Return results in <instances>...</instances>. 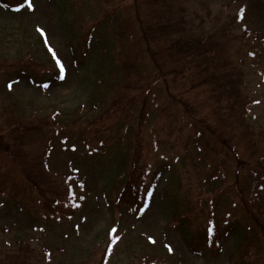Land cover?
Returning a JSON list of instances; mask_svg holds the SVG:
<instances>
[{"label":"trees","instance_id":"1","mask_svg":"<svg viewBox=\"0 0 264 264\" xmlns=\"http://www.w3.org/2000/svg\"><path fill=\"white\" fill-rule=\"evenodd\" d=\"M17 1L18 7H23L20 11L27 9L23 4L24 0ZM110 1L114 2L108 0ZM192 3V0H134L137 29L141 35L139 38L134 33L136 26L133 27L131 21L120 18L116 10H112L113 13L108 15L110 20L106 30L115 48H107L105 52L110 54L115 51L117 63L110 73L107 72L109 80L107 77L98 79V85L103 88L101 98L97 101L104 99L107 107L104 109L102 102H97L99 106L91 105L75 110V114L81 118L65 119L66 124L61 123V127L68 128L71 132L77 129V136L75 139L67 136V139L64 138L60 142L74 145L80 165L88 166L90 163L98 165L96 168L99 173L106 170L111 172L108 178L111 187L104 191L107 200L112 198L113 188L116 192L115 204L120 206L121 210L134 214L137 219H142L147 213L155 194L163 205L175 202L179 196H188L187 211L180 215L177 228L185 234L184 241L194 254L206 259H216L220 257L221 251L223 252L224 235L238 236L243 232L242 216L241 219L235 216L241 207L244 215H248L249 221L254 224L246 227L247 233L254 234L255 229L264 232V156L260 162L248 164V170L247 163L244 164L245 168L239 166L244 162L239 153L251 152L252 145L262 149L264 129L262 126L254 128L245 119V116H248V102L247 99L241 98L240 91L242 87L243 93L245 92L246 83L242 71L237 69L238 66L235 69L236 63L233 64L228 56L233 49L236 54H241L247 47L248 52L251 51V42H258L260 38L247 26L241 28V33L234 34L232 30L236 29L237 22H242L238 16L223 20L219 18L222 14L218 13L211 18L212 10L205 4V0L199 1L197 7L202 6L199 11L192 7L196 6ZM255 7L250 13L264 15V6L255 4ZM243 17L244 21L247 17L245 12ZM97 28L91 29L88 34H94ZM140 42L146 45V52L154 65L153 71L145 63L144 49L138 47ZM7 66L19 71L23 68L12 63ZM0 69L5 68L0 65ZM161 96L173 101L175 106L177 103L186 111L187 115L183 114L181 119L183 129L180 136L189 138L186 131L194 130L192 143L204 138L203 133L193 128H196L195 121L200 122L198 114L208 108L213 109L212 120L217 123L212 130L216 133V142L233 152L238 165L227 171L233 173V183L229 187L224 186L223 178L227 179V176L222 177L224 172L220 169L229 158L226 157L224 162L216 159L214 163L208 164L204 158V150L192 147L191 150L186 149L188 162H184L180 178L185 180L191 177L193 184L187 187L179 184L180 186L175 188V176L166 174V187L163 191L156 190L160 178L163 177V171L172 167V164L169 161H145L144 158L148 155L155 158L152 147L161 141L158 139L153 142L152 135L148 131L145 134L144 131L146 124L150 126L154 120L158 125L155 132L161 127L168 128L166 123L160 121H167L169 124L168 113L171 110H167L163 99L162 102L159 100ZM200 96L205 98L201 99ZM8 112L16 113L9 107H4L0 116V127L9 129L8 138L12 145L6 143L9 147L0 149L8 154L11 163L25 174V180L34 184L41 178V187L36 188L44 199L40 203L48 206L62 204L65 209L72 208L73 211L87 207L86 198L92 189L87 186V180L80 175L67 176L65 169L60 172L54 163H51L52 151L56 149L59 140H54L56 134L50 124L45 120L36 125L25 123V119L18 115L7 116ZM83 115L88 116L82 118ZM219 122L224 128L229 127L232 130V137L225 139L221 131H218L221 134L217 133L216 125ZM37 137L39 138L36 139ZM36 140L41 141V144L37 141V146L29 154L30 147ZM39 149L40 152L37 153ZM98 151L102 152L101 157H98ZM218 161L221 162L219 166ZM144 163H149L153 168L151 180L148 175H144L147 168ZM186 166L190 170L185 169ZM76 170L78 174L81 173L80 169ZM56 177H59L66 192L60 190ZM78 188L86 190L87 194L81 196ZM68 190L72 193V202L68 197ZM44 209L48 210L47 214L55 211ZM197 211L203 219L202 224L204 220L205 222L197 228L199 239L194 241L187 223ZM176 212L177 210L173 214ZM54 221L51 220L52 223ZM220 224L223 227L228 225V228L221 231L218 229ZM247 239V236L242 237L239 245L241 261L244 264H248L245 257L252 256L251 245ZM196 242L201 244V247H198ZM260 251L264 252V248ZM50 256L51 251L47 247L33 248L21 243L16 249L1 248L0 264H47L50 262ZM229 257V262L236 264L235 254L232 253ZM161 260H150L148 256L143 257L142 262L162 264ZM98 264H106V251L101 254Z\"/></svg>","mask_w":264,"mask_h":264},{"label":"rangeland","instance_id":"2","mask_svg":"<svg viewBox=\"0 0 264 264\" xmlns=\"http://www.w3.org/2000/svg\"><path fill=\"white\" fill-rule=\"evenodd\" d=\"M2 1L4 3L0 2V65L6 70L0 69V116L3 114L4 107H9L16 112L15 114L8 112L9 117L18 115L25 119V123L33 125L42 120L48 122L50 128L55 131H53L56 134L55 141L67 139V136L75 139L77 129L71 132L68 128L61 127L66 124L65 119L81 118L75 114V110L91 105L99 106L97 102H102L104 109L107 107L104 99L97 101L101 98L100 93L103 88L98 85V79L107 77L106 79L109 80L108 73L117 63L115 51H111L110 54L105 52L107 48H115L106 30L110 20L108 15L112 10H116L120 18L131 21L133 27L136 26L134 33L139 38L134 0H124L122 3L117 2L118 0L114 2L32 0V9L27 8L17 12H13L12 8L17 10L23 8L18 7L17 0ZM199 1L204 0H192V5H196L192 7L197 8L198 11L202 7H197ZM205 1L212 10L211 18L218 13L222 14L219 18L223 20H228L232 16L241 18L242 22H237L236 29L232 30L234 34L241 33V28L247 26L251 32L259 35L258 42H251V51L248 52L249 47H247L248 49L246 48L241 54H236V50L233 49L228 56L233 64L236 63L235 69L238 66L237 69L242 71L244 83H246L245 94L242 87L240 91L241 98L247 99L248 102L249 117L246 115L245 119L254 128L262 126L264 129V15H253L248 12L249 4L254 10L255 4L264 6L263 0ZM242 7L247 9L245 10L247 18L244 21L245 11L240 12ZM95 27H98L96 32L88 34ZM38 29L44 34L42 35ZM49 47L64 64L63 78L60 71L55 76L58 67ZM138 47L144 49L145 63L153 71L154 65L146 52V45L140 42ZM9 63L21 65L23 67L20 70L21 74L19 69L7 66ZM28 66L32 75L28 72ZM43 74L45 78L42 77ZM30 76L37 80L32 82ZM241 84H243L242 81ZM107 88L110 87L107 86ZM200 98L204 99L205 96ZM161 99L167 105V110H171L168 113L169 124L167 121H160V123H166L168 128L161 127V129L158 128V133L155 132L153 124L156 125L157 122L154 120L150 126L146 124L144 131L145 134L148 131L152 135L153 142L158 139L161 141L160 144L152 147L155 158L148 155L144 158L145 161L151 163L171 161L174 167V169L168 168L163 171V177H165L160 178L158 191H163L166 187V173L170 174L169 176L172 174L175 176V188L180 186L179 184L183 187L193 184L191 177L184 180L180 178V175L184 162H188L186 149L191 150L194 147L192 135L195 132L194 130L186 131L189 133V138L180 136L183 129L181 119L183 114L187 115L186 111L177 103L176 107L173 101L163 96L159 98ZM211 110L213 109L208 108L199 113L200 122L195 121L196 128L192 126L204 134L203 140L198 141L196 145H200L204 150V158L208 164L214 163L216 159L224 162L226 157L229 158L225 165L220 167L224 172L222 177L227 176V179L223 178L224 186L229 187L233 183V177L232 172L227 171L238 165L233 152L216 142L217 136L212 128L217 122L212 120ZM85 116L87 118L88 115H83L82 118ZM208 117L210 119H203ZM216 127L217 133L221 134L218 132L221 131L225 139L234 134L229 127L224 128L220 122ZM8 131V128L0 127V147L2 148L9 147L6 143L12 145L8 138ZM184 139L186 141H183ZM208 140L211 142L209 143ZM37 141L33 142L29 154L37 146ZM38 144H41V141H38ZM61 147L57 142V150L52 151L51 163H54L60 172L65 169L67 176L80 175L87 180V186L92 187L88 192V210L78 213L69 210L65 212L64 207H60L62 204L48 206V204L40 203V200L44 199L36 188L41 187V178L34 184L25 180V174L21 173L19 168L11 163L8 154L0 149V206H3L0 208V250L1 248L16 249L19 244L26 243L33 248H49L51 256L47 264H98L101 254L107 249L110 236L112 246L108 248L106 264H143V257L148 258V256L150 260L161 258L162 262L168 259L170 264H231L229 255L232 253L235 254L236 264H244L241 261L239 245L241 238L247 236L246 241L251 245L250 252H252L251 257H245L248 264H264V252L260 251L264 248V232L255 229L254 234L247 233L246 227L254 224L251 220L249 221L248 215H244L242 207L235 216L240 219L242 216L243 232L238 236L232 235L230 238H227L225 234L222 238L223 252L221 251L220 257L206 259L190 251L183 238L185 234L177 228L180 215L187 211L188 196H182V198L179 196L175 202L163 205L155 194L147 213L142 219H137L134 214L121 210L120 206L115 204L116 192L113 188L111 189L112 198L107 200L104 191L111 187L108 179L111 172L106 170L104 173H99L96 168L98 165L94 166L90 163L88 166L80 165L79 158L73 152L63 151ZM250 149L249 153L245 151L239 153L244 161L239 166L245 168L244 164L247 163L246 170H248V164L258 163L264 156V144L262 149L254 148V145L250 146ZM39 152L40 149L37 153ZM183 152H185L184 155ZM101 156L102 152L98 151V157ZM219 163L221 162L218 161V166ZM144 165L147 167L144 175H148L151 180L153 168L149 163ZM76 168L81 170L80 174L76 172ZM185 169L190 170L188 166ZM56 178L59 181L60 190L66 192L64 186H61L59 177ZM79 193L84 196L87 191L79 189ZM69 198L72 202V196L69 195ZM20 204L21 208L18 207ZM42 208L55 210L59 217L57 222L52 223L50 216L45 213L48 210ZM175 210L177 212L173 214ZM190 220L187 226L194 234H192L193 240H198L197 228L203 226L205 220L202 224L203 219L198 211ZM7 227L9 229L5 230ZM218 229L224 231L222 224ZM196 244L201 247L198 242Z\"/></svg>","mask_w":264,"mask_h":264},{"label":"snow or ice","instance_id":"3","mask_svg":"<svg viewBox=\"0 0 264 264\" xmlns=\"http://www.w3.org/2000/svg\"><path fill=\"white\" fill-rule=\"evenodd\" d=\"M23 6V5H22ZM33 5H32V0H27V8L28 9H32ZM19 11V9H18ZM39 30V29H38ZM41 31V34L43 35V31L42 30H39ZM45 43H47V41H45ZM49 51L52 52V56H53V59L56 61V65L57 67L60 69V75H61V78H63V74H64V71H65V67H64V64L61 62V60L57 57L56 53L53 51V49L51 47H49ZM9 88H11V85H9ZM115 231V230H113ZM171 251V249H169Z\"/></svg>","mask_w":264,"mask_h":264}]
</instances>
